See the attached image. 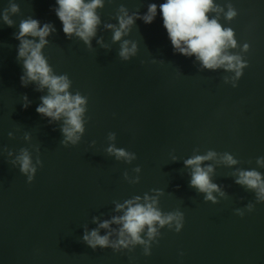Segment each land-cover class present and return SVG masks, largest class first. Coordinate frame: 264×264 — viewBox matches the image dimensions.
<instances>
[{
  "label": "water",
  "instance_id": "obj_1",
  "mask_svg": "<svg viewBox=\"0 0 264 264\" xmlns=\"http://www.w3.org/2000/svg\"><path fill=\"white\" fill-rule=\"evenodd\" d=\"M10 2L19 11L10 14L12 27L0 20V264H264V202L234 182L237 169L264 174L256 162L264 157V0H215L238 13L232 20L218 16L235 33L237 47L229 51L248 60L236 87L233 72L202 68L194 57L173 52L159 9L150 24L136 19L123 39L135 41L137 52L127 61L119 57L120 42L104 27L116 23L118 6L143 13L163 0H106L91 48L65 37L55 0H0V11ZM29 16L55 25L43 53L56 74L68 75L69 91L87 98L85 131L75 145L61 144L62 120L49 123L36 113L46 89L20 85L13 33ZM25 93L32 101L27 109L21 107ZM110 144L135 158L117 160L106 151ZM21 148L33 163L41 160L31 182L10 162ZM210 150L216 156L201 166L212 165L211 180L224 193H213L216 203L189 185L192 169L184 165ZM225 152L238 163H224ZM145 193L157 196L162 213L184 214L179 232L159 229L150 255L139 244L113 251L83 242L85 226L97 227L93 217L121 215L117 203Z\"/></svg>",
  "mask_w": 264,
  "mask_h": 264
},
{
  "label": "clouds",
  "instance_id": "obj_2",
  "mask_svg": "<svg viewBox=\"0 0 264 264\" xmlns=\"http://www.w3.org/2000/svg\"><path fill=\"white\" fill-rule=\"evenodd\" d=\"M105 2L106 0H55L53 11L61 22V31L65 37L75 36L91 48L92 38L96 36L98 26L102 23L97 10L103 8ZM158 9L162 26L166 30L174 53L194 57L202 68L211 70L223 68L233 72L232 86H237L244 68L248 66V60L240 54L229 51L237 47L234 30L231 27H223L218 20L220 13L224 14L225 19L232 20L238 14L237 9L228 4L225 11L215 3V0H163L159 4L149 3L143 13L138 11L129 13L125 5H119L115 16L116 23H107L104 27L112 31L113 42H120L118 55L122 60H129L137 52V43L123 37L129 34L136 19L142 20L145 24L152 23L158 14ZM18 11L19 5L10 2L3 11H0V20L12 27L14 21L10 18V14ZM211 12L217 15L210 18L208 14ZM55 31L56 27L53 23H41L32 16L20 21L18 31L13 33L14 38L19 42L16 46V60L22 66L19 81L22 87L34 84L36 91L46 89L47 94L39 97L40 103L36 105V113L49 118V123L62 120L60 131L64 139L61 144L75 145L85 131L83 115L86 111L87 98L78 92L73 94L69 91L71 80L68 75L56 74L43 53V49L49 43L47 38ZM97 43L101 41L97 40ZM102 46L107 47V45ZM249 47V43L244 42L241 51L247 52ZM225 79L227 82L228 78ZM21 101V107L24 109L32 103L26 93L21 95ZM8 136L12 137L13 132L10 131ZM114 136V133H110L109 139H114ZM27 138L26 135L25 139ZM106 151L114 155L117 160L124 159L130 162L135 158V153L113 144H110ZM8 155L12 156L13 153L9 151ZM215 156L216 153L210 150L204 155H195L184 160V165L192 169L189 185L204 193V199L213 203L217 202L214 192L221 196L224 193L211 180L212 165L203 167L201 165L203 161L213 159ZM221 160L227 165L238 163L227 152ZM10 162L14 166L19 165V170L26 176L27 182L33 180L37 166L41 165L39 157L33 163L27 148H21ZM256 162L264 167V157H257ZM135 171L139 172L140 168L137 167ZM234 182L253 190L256 202H264V174L256 169H237ZM253 207L252 203L246 205L248 211ZM115 210L122 214L105 220L93 217L97 227L88 229L85 226L81 239L93 250L99 247L120 251L130 245L139 244L144 246L143 254L147 256L150 255L152 244L157 242L156 237L160 235V228L167 225L172 231L179 232L184 223V214L181 211L162 213L158 207L157 196H149L147 193L143 197L137 195L123 203H117ZM235 212L244 215V210L236 209ZM113 224L118 225L119 228H112ZM100 229L107 231L101 235ZM113 233H116L117 239H111Z\"/></svg>",
  "mask_w": 264,
  "mask_h": 264
}]
</instances>
